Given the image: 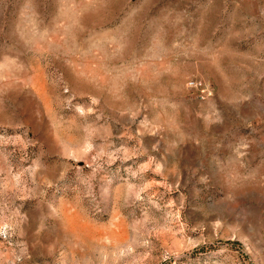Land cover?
<instances>
[{
  "label": "rangeland",
  "instance_id": "1",
  "mask_svg": "<svg viewBox=\"0 0 264 264\" xmlns=\"http://www.w3.org/2000/svg\"><path fill=\"white\" fill-rule=\"evenodd\" d=\"M0 264H264V0H0Z\"/></svg>",
  "mask_w": 264,
  "mask_h": 264
}]
</instances>
